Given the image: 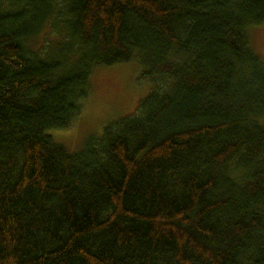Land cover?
<instances>
[{
  "label": "trees",
  "instance_id": "16d2710c",
  "mask_svg": "<svg viewBox=\"0 0 264 264\" xmlns=\"http://www.w3.org/2000/svg\"><path fill=\"white\" fill-rule=\"evenodd\" d=\"M264 0H0V264H264ZM148 92L76 151L97 68Z\"/></svg>",
  "mask_w": 264,
  "mask_h": 264
},
{
  "label": "rangeland",
  "instance_id": "374dc122",
  "mask_svg": "<svg viewBox=\"0 0 264 264\" xmlns=\"http://www.w3.org/2000/svg\"><path fill=\"white\" fill-rule=\"evenodd\" d=\"M254 49L264 57V24L250 30ZM91 91L81 115L65 130H50L52 139L71 151L88 139L97 138L110 121L132 113L148 92L135 63H120L97 68L90 78Z\"/></svg>",
  "mask_w": 264,
  "mask_h": 264
}]
</instances>
